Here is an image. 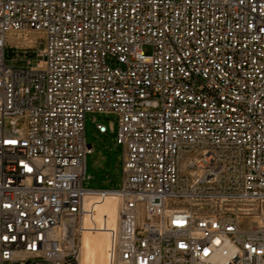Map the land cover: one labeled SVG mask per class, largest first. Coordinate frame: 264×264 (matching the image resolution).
Here are the masks:
<instances>
[{
  "label": "built area",
  "instance_id": "1",
  "mask_svg": "<svg viewBox=\"0 0 264 264\" xmlns=\"http://www.w3.org/2000/svg\"><path fill=\"white\" fill-rule=\"evenodd\" d=\"M88 113L118 188L85 185ZM112 194L108 264H264V0H0V264H81Z\"/></svg>",
  "mask_w": 264,
  "mask_h": 264
},
{
  "label": "rangeland",
  "instance_id": "2",
  "mask_svg": "<svg viewBox=\"0 0 264 264\" xmlns=\"http://www.w3.org/2000/svg\"><path fill=\"white\" fill-rule=\"evenodd\" d=\"M27 33H36L29 30ZM36 35V34H34ZM26 36V35H25ZM24 36V37H25ZM12 41V40H11ZM15 41V39L13 40ZM42 43H39V48ZM146 53L152 52L151 45H145ZM20 55L17 56L16 54ZM36 50L23 49L15 51L7 50L9 64L14 67L24 68L28 66L27 59L32 58L36 62ZM95 119V121L93 120ZM97 122L106 124L109 127L107 133H100L97 129ZM23 121L18 122L22 126ZM113 125L114 131L110 126ZM118 121L114 114L88 113L85 123V135L87 142L92 145L94 151L88 154L86 161V174L91 176L85 180L88 188H118L122 179L123 147L117 143Z\"/></svg>",
  "mask_w": 264,
  "mask_h": 264
},
{
  "label": "bare ground",
  "instance_id": "3",
  "mask_svg": "<svg viewBox=\"0 0 264 264\" xmlns=\"http://www.w3.org/2000/svg\"><path fill=\"white\" fill-rule=\"evenodd\" d=\"M34 34L27 33L24 38H18L13 34L10 40L22 46H32L38 33ZM14 39L15 41H13ZM92 199L91 197L89 198V200ZM118 215L119 199L116 195L112 194L99 203L94 215V220L97 222L98 227L95 229L87 228L82 235L81 264H108L110 235L107 228L116 226ZM89 223L90 218H87L86 225H89ZM213 264H221V262L217 259Z\"/></svg>",
  "mask_w": 264,
  "mask_h": 264
},
{
  "label": "water",
  "instance_id": "4",
  "mask_svg": "<svg viewBox=\"0 0 264 264\" xmlns=\"http://www.w3.org/2000/svg\"><path fill=\"white\" fill-rule=\"evenodd\" d=\"M91 144H89V146H90Z\"/></svg>",
  "mask_w": 264,
  "mask_h": 264
}]
</instances>
